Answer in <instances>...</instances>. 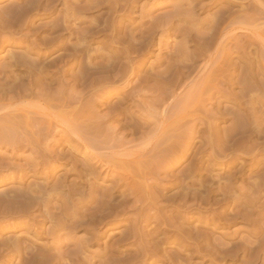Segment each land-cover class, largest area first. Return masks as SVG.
<instances>
[{
	"label": "rangeland",
	"instance_id": "obj_1",
	"mask_svg": "<svg viewBox=\"0 0 264 264\" xmlns=\"http://www.w3.org/2000/svg\"><path fill=\"white\" fill-rule=\"evenodd\" d=\"M23 1L24 0H0V11L2 10V8L3 9L8 7L17 8L18 5L20 6ZM49 1H50L49 3L50 6L48 4ZM64 5L67 6V8ZM43 7L44 8L46 7L47 9L46 8L44 9ZM51 7L53 10L51 9ZM124 7L126 10H124ZM179 7H181V9ZM226 7L229 9H227ZM79 9L83 14L79 13L80 12ZM39 10L40 12H37ZM39 10L33 12V14H31L28 20L26 19L24 24L21 25L22 27L19 24L18 26L14 25V23L11 24L12 25L11 27L10 24L7 23V28H9V31L0 32V70L3 71L5 65H7L8 62L10 63L9 60H11L12 55L19 56L29 51L28 53H31V56L29 54L30 57L29 60L31 61L33 60L34 62H36V64L38 62V65L39 66L41 65L40 67L44 69L45 67H47L45 71L47 70L48 73L50 72V74L52 75L51 76L49 74L51 77L49 76L48 78H46L47 80L46 79L44 80L46 81V83H44V81L42 82L45 85L47 84L46 87L47 86L48 87L45 88L44 86L43 88L47 89L48 92L42 88L43 84L41 83L42 85L41 86L39 85V87L37 88L38 90L36 89V93H41L42 89L45 91V92L43 91V93L47 92L46 94L41 96L42 100L44 101V97H46L47 98V100H45L46 102H48V99L51 101L48 102L47 106H45L46 104L45 101L44 103L42 100L41 101L44 104V108L49 107L50 102H51L50 107H53V109L51 108L50 110H49L50 107L48 108V110H43L42 109L43 105L39 101L40 99L38 98L36 99L35 97H27L26 98L27 100L23 99L21 102L18 101L17 97L16 98L14 97L13 99L15 100L12 99L11 101L12 103L14 101L16 102L10 104L9 98L4 97L6 95V91L10 89L7 87L0 88L1 91L0 99L2 97V99L0 100V195H1L0 200L2 201V203L0 201L1 204L0 249L2 250L0 251L4 252V250L7 249V247H5L6 245H11L12 241L15 242L16 239H21V246L23 245V247L27 249V252H35L36 250H38L37 251L38 253L42 252V253H46V255L57 257L59 258V260H61V262H64L63 259H65V261L70 259V257L74 259L72 256L76 255L77 259L80 261L77 262H79L80 264L81 261L83 264H107V263L109 264H244V263L247 264V263H251L250 259L248 258H246L245 261L248 259L249 262L248 261L243 262L242 258L236 260V258L231 259L230 257L226 258V260H222L223 258L221 256H218V259L215 260L216 257H211L208 252L211 251L212 253H214L213 255H215L218 249L220 250L219 252H222L221 250L223 249H224L223 251L225 250L236 251L237 247L240 248V246L247 247L249 250L250 249L257 250V248L259 249V243L257 242L256 244L255 236H251L252 234L251 230L253 231V228L250 226V223H247L246 221L243 222L242 219H237L235 217V214H237L238 210L242 209V207H240L242 203L244 204L248 200L251 201L255 199V201L257 202L254 203V206L248 208L249 210H247V212H250L251 210L253 211V213L251 211L249 214L253 215V217L251 216L252 217L251 219L253 221L258 222L257 229L261 228V230L259 229L260 231L258 232L263 231L262 233L259 234L260 240L264 239V225H263L264 224V193H262L263 195L262 194L258 195L257 193L256 196L251 195V194L254 195L253 192L250 193V190H253V188L255 187L254 185L258 183L257 180L258 177L256 173L258 174V172L262 171L264 167H260V166L258 167L257 165H254L255 161L252 158V154L247 155L245 153H240L238 154V156L235 155L236 158L234 156H233L234 158L231 157V159H234V162L233 164L229 165V163H231L229 161L230 159H226L222 154L220 155L221 148H219L217 144H215L217 147L216 146L214 147L212 145L211 142L212 137L209 136L210 134L209 135L207 134L208 132H206L207 131L206 127H203L202 124L199 123H197L198 125L196 129L197 132H195L196 131L195 130L193 131L194 133L191 130H189L192 128V125H190L191 123L186 124V128L188 127L187 129L180 128L178 131H181L179 133H182L183 135L180 134L181 137L179 138L180 139V141H178L179 143L174 142L178 140L177 136L179 135L177 133L178 131H174L176 132L175 135L172 134L173 131H171V129H173L174 127L170 128L172 125L171 122L175 118L173 117V119L171 118L172 119L171 120L168 119L167 116H169L170 113L172 114L173 111L175 112L176 110L175 108L177 104L183 101L187 90H185L186 88L184 83H182L183 85L181 84V86L183 87L180 86L178 88L176 87L170 88L169 86L170 81H167L169 79L167 78L163 80L161 79V82L158 84V82L156 83L155 78L158 77L157 76L158 73H162V71L164 72L166 70L167 62L169 61L168 59L170 58V56L175 55V53L177 55L178 52L176 50L178 48L175 47L174 45L179 44L178 42H181L182 38L179 36L176 37L177 33L174 34L173 31L172 33L166 34L165 32L160 31V29H158L157 30L158 32L155 33L156 35L154 34L155 36H153V41L151 43L152 50L150 49L148 52L145 53V55L143 54V56L138 54H133L130 56L129 59L125 57L126 55L123 56L122 53L120 52L121 50L125 51L127 45L124 47L122 46L119 47V45L116 44L118 38L114 39L116 41L115 42L110 37L111 34L110 30L106 32V33L109 32L108 34H103V35L101 34V36L99 35L100 37L96 36L91 38V36L88 35L87 41L85 40L86 43L80 42L81 43L80 46H83L82 52L84 51L86 52H84L85 54L81 52V54H83L81 56L82 58L79 56L78 61H76L78 62L76 63V65H80V63L83 62L81 64L82 66L85 67L88 61L84 58H86V56H88L89 53L91 54L92 57V61H93L92 63L99 65L102 64L104 66H107L109 64L111 65L114 62V60H116V58L114 57L119 55V59H120L119 62H121L122 60L121 65H129L127 63L129 61L131 62L129 66H132L136 70L135 72L136 74H134L133 76L127 79L119 78L115 81H111V83L107 82V83L92 85L93 87L90 85V83L89 85H82V87H80L81 85L76 86L75 84H73L74 80L72 79L70 70H67V67L66 68L64 67V69H62L63 63H61L59 60L57 61V63H53L50 65V63L56 61V59L59 58L60 54H62L61 53L62 51L63 53L65 51L63 49L62 51L61 50L58 51L55 50V48L54 49L52 48V50H50L49 46L45 47L46 45L44 44L42 46L41 43L43 37L49 36L48 38H50L53 35V34L51 35L48 32L46 34L45 31L46 27L50 26V28H52L53 25L55 26L57 24V26H59V28L61 26L63 30L66 29L64 28L65 26L66 27L69 26L68 28L70 29V31L69 30L59 31L67 35L65 39V45L67 46L71 45L70 47H74L77 44L79 46L80 43L75 38L76 37L74 36L75 33L76 34L82 33L84 29L87 30L90 28L95 29V31L103 30L105 23L106 22L109 23L110 21V25L113 23L116 24L115 26L119 27V29L121 28L120 31L122 30L121 31L122 37L124 35L126 37L127 35H129L127 38L130 39L133 37L134 39L132 38L133 39L132 42L138 45V43L141 42L140 34L144 32L145 29H148L149 26L151 27L152 24L155 23H156L155 25L157 26V23L160 24L159 21L162 20L166 21V19L173 18V15H174L173 20L176 22H174L171 19L170 20L171 25L177 23V25L179 26L184 25L183 27L187 28L188 30L200 29L201 31H205L209 28L208 25L210 23L209 21L213 22V20H216V18L222 17V15H224L225 18L223 19L229 21L231 20L232 22L228 23L225 26L226 29L224 31V35L221 41L219 42L220 44L217 45V46L220 45L223 46H220V48L217 47L218 50L216 54L213 56L214 62L212 61V65L215 64L217 65L220 62L221 58L219 60L218 56L224 57L225 55L224 58H226V56H228V58L232 57L230 60L232 65L234 63L238 64L239 57L242 56L244 57V59L246 58L244 60L245 62L253 61L255 63L256 62L259 63V65L257 66L255 65L254 75L256 74L258 76L262 75L259 76L260 78L258 77V79L259 82L263 81V83L260 82L262 83V87L258 85L257 87L255 85V89L252 92L243 93L246 95L243 96V94H241L243 89L242 82L237 81L238 79L232 81L230 79L228 80L225 79V83L228 82L229 83L228 84L220 83L219 86L220 85L222 86V87L220 86V92L223 91L221 92L222 94L224 93L227 94L224 95L226 97L227 96L230 97V98L227 97L229 101L225 102L223 98H219V100L214 99L212 102H207V101L206 103L203 102L204 104H206L204 106L206 108L203 107L202 113L205 114L204 111L207 110L206 115L208 114V116H211L210 117L211 125L215 126V128L214 127L213 128L219 131L222 130L220 132L223 133L225 129L227 130L228 127L230 128V126H232V121L233 118H235L234 117L235 113L236 114L245 113V110L243 111L240 110L238 104H236V102L237 103L243 102L245 104V107L243 109L249 111L247 113H249L250 115L248 123L253 126L255 125V123L258 124V126H261L262 130L264 131V63L262 62V59H264V49H263L264 46L261 45L263 42L262 39L264 40V38H261L259 36L260 34L264 35V32H262L264 31V13H263L264 0H117V1L116 0H67V1L43 0V4ZM227 10H229L231 14L227 13L229 12ZM113 15H115V17ZM105 19L107 21H105ZM111 20H113L114 22L112 21L111 23ZM177 20L179 21L177 22ZM9 21L12 20H8V22ZM59 21L63 22L64 25ZM99 21L102 23H100ZM4 27L6 28L5 21L4 22L0 21V29ZM71 27L73 28L71 29ZM10 29L13 30L11 31ZM71 32H73L74 34L73 36H70ZM161 32L163 35L161 34ZM10 33L14 35L16 34L15 37H13L14 39L12 38V36H10L11 35ZM58 35L54 34L53 38L54 36H58ZM106 35H108L107 36L108 38L105 37ZM7 36L10 39H8ZM159 37L160 38L162 37L161 39L163 41L160 40ZM159 40L162 42V44L161 42H159ZM82 43L85 44L83 45ZM37 47H39V49ZM35 48L37 49L35 50ZM222 50L224 51L223 55H222L223 53ZM119 53H121V55ZM260 57H261V61H260ZM5 60L6 62H4ZM57 65H59L60 67L58 66V68H56ZM203 66H205L204 60L198 63V70L199 68L200 69L203 68ZM86 67H88V64ZM6 68L3 72L6 71ZM65 69L66 72L64 71ZM75 69H73V71L71 70L73 75L74 73L78 74L77 72L78 67ZM9 71L11 72V73L7 72L9 75L6 72L2 73L0 71V77L2 76V74H5L3 75L5 77L3 76L1 77L2 80L0 79V84L2 83L4 84L5 81L3 79L6 78L7 76H10V74L11 77L12 74L15 75V77L14 76L12 77L11 81L13 80V78H16V80L19 79L17 80L18 82L22 81L25 84L28 83L27 79H26L27 81L24 80L26 77L24 72H20L18 70H17L18 72L16 71L12 72L13 70H9ZM139 77L141 78L139 79ZM7 78L5 80H7ZM153 79L155 83H153L154 82L152 81ZM51 85L52 87H50ZM149 85L150 87H148ZM152 85H156V86H152ZM83 86L84 87L89 86L90 88L88 87L84 88ZM165 87L166 89L168 88V90H166ZM57 88H60L58 90L61 89L62 90L56 92ZM102 89H104L105 93H107L105 94V96H104V91ZM109 90H111V92ZM158 90L161 93L160 92L158 93ZM2 92L3 93L5 92V95ZM49 93L50 95L53 94L51 95L53 98H50L51 96H49ZM170 93L171 95L172 94H176V95H174V97H171ZM177 95L179 96L178 98ZM233 95L235 96V98ZM239 97L240 98L242 97L241 98L242 100ZM52 101H54V103ZM233 101H235V103ZM58 102L59 104L60 102H64V103L66 102L67 104L71 103L68 106L70 107L72 105L70 107L71 109L70 108H69L70 110L65 109V111L67 112L72 111L74 112L75 118L76 117L81 118V119L79 118V121L78 119L74 121L77 125L74 127V130H72L74 125H72L71 129L67 127L68 125L71 126L70 124L71 122L70 123L67 122L66 123L67 126L65 125V123H63L64 121H62L60 116L62 115L64 109H62V107L59 108L57 104ZM108 103L110 104V106ZM52 104L57 105L58 107L54 108V105L52 106ZM39 105H42V107L40 108ZM106 105L108 108L106 107ZM112 108H114L116 111L119 109L117 111L118 113ZM165 108L169 110V112L168 114H166L165 118L162 116H160L161 117L160 118L159 115L162 114V111ZM119 112L120 115L121 113H123L122 114L123 117L122 116L119 117L118 115ZM230 112H232V115L230 114ZM225 113H226V117L224 116ZM17 114H19L20 116ZM76 114H78V116ZM13 115L14 117L17 116L16 123L18 121L19 123V124L17 123L18 125H16ZM22 116L26 117V119L27 117L31 119L32 123L28 119L29 122L28 123L26 122L27 123L26 125L24 121L27 120L22 118ZM125 116L126 118H124ZM218 116L223 117L221 118L222 119L221 121L220 118H218ZM19 117H21L20 119L21 121L23 120L24 121L21 122L19 120ZM224 117L225 119L227 118V120H225ZM11 118H13V120ZM10 119L12 121H9ZM163 119L165 120L168 119L169 121L166 120L165 123ZM223 119L225 120V122ZM167 121L170 124L168 126H167ZM128 122H130L131 124L140 123L139 125H143L142 131H138L137 133L135 132L136 133L135 134L134 132L130 131L127 128L123 129L124 124H127ZM75 123L72 122V124ZM80 124L82 125V127ZM256 126L257 125H255L254 127ZM64 127H66L65 130ZM76 127H78L77 129L79 130H75ZM164 127L167 128L168 130L167 129L164 130ZM180 127H182V123ZM201 128L202 129L204 128V130H201ZM169 131L171 132V134H169ZM198 131H205L204 133H206L205 134L206 136L204 134L199 135ZM176 134L178 135L176 136ZM166 136L167 137L171 136V137L167 138ZM199 136H201L200 139ZM221 136L223 135L221 134ZM172 137H175L174 139L176 138L177 139L174 140L172 139ZM208 137L210 139V143L208 141ZM192 138H193V143H191ZM171 139L174 141H172ZM188 139H190L189 141L191 142H189ZM255 140L257 142L255 143L260 145L259 147L261 148H257L256 150L257 152L255 151L253 154L257 156L259 155L258 156V160H259L262 159V155H264V152L262 154L258 152L259 149H261V151L264 150V148L262 147L264 146V133L259 135L258 138ZM164 141L167 142L169 141V142L166 143ZM86 144H88L87 146H89L90 144L91 147L89 146V149L93 148L94 149L93 152L92 151L89 152L88 149H84L85 147H87ZM169 145L171 147H169ZM176 145L177 147H175ZM180 146H182L183 148L186 146L187 148L186 149L184 148L185 150L189 149L190 148L189 146H192L191 147L192 149L190 148L188 155H186L187 151L184 152V155H186L187 158H185V156L183 155L184 149L182 147L180 148ZM168 147H169V152L167 149ZM165 149L167 151H165ZM199 149H201V151ZM215 149L218 151H216ZM162 151L165 153H163ZM216 152L219 155V157L216 154ZM159 153L160 154L163 153L164 156L159 155L158 157ZM228 153L229 152H226V154ZM210 155L212 156L211 158L209 157ZM99 156L100 158L102 157L103 158L100 160ZM170 156H174V158L176 157L175 159L177 161ZM113 159L117 161H122L127 164L129 163L128 164L129 167L133 166L132 170L134 171L137 170L138 167H140L141 165H144L146 170L144 166H142L144 169L143 175H141L142 172L141 174L138 173L139 169L140 171H142L141 167L138 169V171H135L141 176L140 178H138L137 175L135 174L136 177H134V179L136 178V180L135 181L134 179L132 180V182L134 181L135 183L134 182L130 183L132 184L130 186L125 184L124 180H120V178H118L116 174V170L114 168L113 169L115 171L114 170L112 171L111 169H108L105 165L102 164V162L104 161L106 162L107 160V162H109L110 165L113 164L112 166L117 169V167L115 166L116 161H114ZM170 159L174 161L166 162L169 161ZM179 159L181 160L178 161ZM217 159H219V161ZM133 161H137V163L135 164ZM199 161H201L200 164ZM138 162H142V163L139 164ZM144 162L146 164H144ZM87 166L89 167L87 168L88 170L85 169ZM162 166L164 167V169L162 168ZM165 169L167 170V173H165L166 172ZM117 173L123 175L122 172H117ZM225 182L226 184L231 183L232 184L231 186L234 185V189L232 188L233 189L232 191H230V189L223 190L225 188L224 186L226 185ZM250 186H252L253 188ZM244 188L245 190H243ZM110 190L112 191L109 192ZM211 191L213 193H211ZM228 191H230V193ZM108 192L110 196L108 195ZM187 193L189 194V197ZM224 193L226 194L225 195L226 197L228 196L227 198L224 197ZM227 193L230 195H228ZM18 194H25V196L27 195L26 197H28V194H30L29 196L33 198L34 201L37 198L35 202L37 203V201L39 200L38 201V203L40 202L39 207L35 206V202L32 199L29 200L30 197L29 199L24 198L25 199L24 200L23 198L20 199V195ZM125 194H127L128 196ZM16 195L19 196L17 197L20 200L17 199ZM107 195L108 197H106ZM111 195H113V197ZM248 195H250L249 199H247ZM32 196H36V198ZM12 197L13 198L16 197V198L13 199ZM21 197H23V195ZM229 197H232L233 199H230ZM234 197L237 200L234 199ZM256 197L258 199H256ZM16 199L17 201H19V203H24L28 207L24 205L25 206L24 208L23 204H19L17 201H15ZM105 199L107 202L111 201V203L109 202L108 204L111 206L108 207L106 206L109 209L102 206V210L104 207L103 211L105 215L104 213L103 214L101 213L102 214L101 216L100 215L101 208L96 206H98L97 203H99L100 205L102 203L103 205L106 201L105 202L102 201H104ZM135 199L138 201H136ZM245 199H247V201H245ZM243 200L244 202H242ZM259 200L262 201L260 202ZM27 201H29L30 204L31 201H33L32 203L34 204V206L33 204L30 205L29 202ZM42 201L44 203L43 205L41 204ZM229 201H231L232 203ZM9 202H11L12 207L11 204H9ZM236 203L237 204L239 203V208ZM8 205H10L11 208L10 207L8 208ZM20 205H22V207ZM4 206L7 209H5ZM31 206L33 208H30ZM40 206L42 207L41 208L42 211L39 210L40 211L39 212L38 209L40 208ZM46 206L48 208V209L46 208V211L48 210L50 214L52 213L53 214L52 216H54V214L57 216L62 214L61 217L63 219L60 216H59L60 219L56 216L57 219L59 221L61 220L62 223L66 221L65 222L66 224L64 223L65 226H69L66 228L67 229L72 228L71 229L72 231L67 230L65 232H61V234H59L60 236L59 238L56 235L55 236L51 235L50 231H52L55 221L50 217V215L49 216L46 215V217L48 216L47 217L48 219L45 218V220L42 219L43 217L42 218L38 217L39 215L41 216L42 214H44ZM19 207L21 208L19 209ZM93 207L94 208L96 207L98 209L100 208L98 213L99 218L97 216H94L96 215V212H98L96 211L98 209L95 208L94 210ZM111 207L114 208L112 209ZM64 209L67 210L68 213L64 214L63 212H66ZM1 210L2 212L5 213L7 217L4 215V213L1 212ZM22 210H24L23 213L25 211L29 212L30 216L29 213L26 214L25 212L26 217H24L25 214L19 212V211L22 212ZM123 210L126 212H123ZM233 210H235L236 213L235 211L233 212ZM9 212H11L12 214H10ZM16 212H19L20 215ZM223 212L225 213L223 214ZM247 212L245 211L243 213L246 214ZM38 213H42V214H38ZM111 213L113 214L111 215ZM230 213L231 214L233 213L234 215L232 214L233 215L232 216ZM66 214L69 217H67ZM214 214L216 217L213 216ZM14 215H16L17 217ZM89 215H93V216L90 217ZM222 215L223 217H221ZM75 216H78L77 217L78 220L79 219L81 221L84 220L85 222L86 221L92 222L94 220L96 221L93 222L92 225L83 224L84 226L83 225H82L83 227L79 226L80 228L78 226L73 227L72 225L74 220H72L71 218L74 217L73 219L76 220L77 218ZM86 216L87 218H83ZM100 216L102 218H100ZM106 216L108 220H106L107 219L105 218ZM219 216L223 220V222L222 220H217L220 219ZM29 217H31L32 221ZM35 217L37 218V223L34 220ZM49 218H51L52 220ZM91 218L94 219L91 220ZM223 218H227V220L225 221V219ZM42 220L44 222V225L42 227H39L38 223L39 221L42 222ZM101 220H103V222ZM24 222L27 224V227L20 228L19 226L25 224ZM255 222H254V226H256ZM87 226L88 227L92 226V227L87 228ZM29 228L31 230H29ZM35 229L36 231L39 230L37 231L39 233L37 236L38 238L34 237ZM129 234H131L133 237L135 235V237L132 238V236ZM183 235L186 237H184ZM186 238L189 241H187ZM175 239L177 240L175 241ZM9 240L11 244L8 242ZM124 240L126 241V243ZM206 241L207 243H209L210 241V243L207 244ZM198 242L199 244L202 243L201 244L202 246L200 245L202 247V251L198 250L196 247ZM3 243L5 244V246H3L4 245ZM250 243H252L253 246H251ZM189 244L192 245L194 244V245L191 248L188 246ZM247 244H249L250 246H248ZM203 245H205L206 247L205 246L203 247ZM212 246L215 248H213ZM220 246L221 248H219ZM9 251H6V253H9ZM6 253L4 255H6ZM68 253L72 255L70 256V254ZM144 253L147 254L145 255ZM2 260H0V264H8L6 262L4 263V260L2 262ZM262 262H263L262 260H259L256 261V263L254 262L253 263L262 264ZM18 263L19 260L16 259L15 261L10 262L9 264H18Z\"/></svg>",
	"mask_w": 264,
	"mask_h": 264
},
{
	"label": "bare ground",
	"instance_id": "obj_2",
	"mask_svg": "<svg viewBox=\"0 0 264 264\" xmlns=\"http://www.w3.org/2000/svg\"><path fill=\"white\" fill-rule=\"evenodd\" d=\"M59 1V0H58ZM67 1V0H66ZM117 1V0H116ZM102 2V1H101ZM128 2V1H127ZM50 3V1L48 2V4ZM111 3V2H110ZM239 3V2H238ZM42 4H43V0H24L23 2H22V4L19 6L18 5V7L16 8H12V7H8V8H2V10L0 11V21H5V26H6V28L4 27V28H1L0 29V32L1 31H9V28H7V23H9L10 24V26L12 27V25L11 24H13L14 23V25H17L18 26V24L21 26L22 24H24V22H25V20L27 19L28 20V18L31 16V14H33V12H36V10H39L40 9V7L42 6ZM61 4V3H60ZM68 4V3H67ZM103 4V3H102ZM121 4V3H120ZM70 5V4H69ZM105 5V4H104ZM108 5H109V3H108ZM111 5V4H110ZM125 5V4H124ZM169 5V4H168ZM172 5V4H171ZM46 6H48V5H46ZM49 6H50V4H49ZM65 6V5H64ZM87 6V5H86ZM112 6V5H111ZM145 6V5H144ZM177 6H179V5H177ZM66 8H67V6H65ZM89 7V6H88ZM99 7V6H98ZM184 7V6H183ZM225 7V6H224ZM44 8V7H43ZM42 8V9H43ZM46 8V7H45ZM44 8V9H45ZM65 8V9H66ZM95 8H97V7H95ZM101 8V7H100ZM99 8V9H100ZM105 8V7H104ZM143 8V7H142ZM147 8V7H146ZM176 8V7H175ZM180 9H181V7H179ZM227 8V7H226ZM47 9V8H46ZM51 9H52V7H51ZM73 9V8H72ZM75 9V8H74ZM78 9V8H77ZM80 9H82V8H80ZM79 9V10H80ZM86 9H88V8H86ZM131 9V8H130ZM179 9V10H180ZM227 9H229V8H227ZM53 10V9H52ZM94 10H96V9H94ZM93 10V11H94ZM124 10H126L125 9V7H124ZM179 10H178V12H179ZM46 11V10H45ZM98 11V10H97ZM175 11V10H174ZM181 11V10H180ZM186 11H188V10H186ZM227 11H229V10H227ZM37 12H40V10L39 11H37ZM67 12H68V10H67ZM69 12H71V11H69ZM72 12H74V11H72ZM79 12V11H78ZM83 12H84V10H83ZM114 12V11H113ZM150 12V11H149ZM80 14H83V13H81V10H80V12H79ZM79 13H77V14H79ZM172 13V12H171ZM188 13V12H187ZM189 13H190V11H189ZM227 13H230V11L229 12H227ZM264 13V12H263ZM35 14V13H34ZM66 14V13H65ZM166 14V13H165ZM184 14V13H183ZM222 14V13H221ZM231 14V13H230ZM70 15H72V14H70ZM217 15V14H216ZM220 15V14H219ZM83 16V15H82ZM114 17H115V15H113ZM168 16V15H167ZM187 16V15H186ZM192 16V15H191ZM230 16H232V15H230ZM234 16V15H233ZM68 17H69V15H68ZM74 17V16H73ZM170 17V16H169ZM168 17V18H169ZM172 17V16H171ZM242 17V16H241ZM108 18V17H107ZM149 18V17H148ZM147 18V19H148ZM173 18H174V15H173ZM173 18H171L172 20H173ZM185 18V17H184ZM223 18H225V16L224 15H222V17H218V18H216V20H213V22L212 21H209L210 23L208 24L209 25V28L207 29V30H205V31H201L200 29L199 30H191L190 28V30H188L187 28H184L183 26H179V25H177V23L175 24H170V20L171 19H166V21L165 20H162V19H160V20H162V21H159V23L160 24H158L157 23V26L155 25V24H152V26L149 28L148 27V29H145V31L144 32H142L141 34H140V38H141V42H139L138 43V45H136L134 42H132V40L134 39L133 37V39L132 38H130V39H128L127 37L129 36V35H127V37L124 35L123 37L121 36V31H120V29H119V27H116L115 25L116 24H113L112 23V21L113 20H111V25H110V19H112V18H110L108 21H109V23L108 22H104L105 23V26H104V29L103 30H98V31H95V29H87V30H83L82 31V33H75V35L73 34V32H71V35L70 36H76L75 38L77 39V41L80 43V42H85L86 43V41H87V38H88V35H90L91 36V38L92 37H96V36H101V34L103 35V34H108V33H106L107 31H111L110 33V37L114 40V39H116V38H118V41H117V43L116 44H118L119 45V47L120 46H122V47H124V46H126L127 45V48H125V51H122L121 49V53H122V55L123 56H125V57H127V58H129L130 59V56L131 55H133V54H138V55H142L143 56V54L145 55V53L146 52H148L150 49H151V43H152V41H153V36H155L156 34L155 33H157L158 31V29H160V31H163V32H165L166 34H168V33H172V31L174 32V34H176L177 36L176 37H181L182 38V40H181V42H178L179 44H177V45H174L175 47H177L178 49L176 50L178 53H177V55H176V53H175V55H171L170 56V58L168 59L169 61L167 62V66H166V70L163 72L162 70V73H158V77H156L155 78V81H156V83L158 82V84L161 82V79L163 80V79H165V78H167V79H169V80H167V81H170L169 83V86H170V88H173V87H176V88H178V87H180L181 86V84L182 83H184V85H185V90H187V92L185 93V97H184V99H183V101H181L180 103H178L177 104V106H176V110H175V112L173 113L172 112V114L170 113L169 114V116H167L168 117V119H173V117L175 118V119H171L172 120V125H171V127L170 128H172V127H174L173 129H171V131H173L172 132V134H174L175 135V133L176 132H174V131H178L180 128H186V124H189V123H191L190 125H192V128H191V126H190V128L191 129H189V130H191L192 132L193 131H195L196 129H197V127H198V125H197V123H199V124H202V126L203 127H206V132H208L207 134L209 135V136H211L210 138L212 139L211 140V142H212V145L215 147L216 145L215 144H217L218 145V147L219 148H221V150H220V155L222 154L226 159H230L229 161L231 162V163H229V165H231V164H233V162H234V159H231V157H235V155H237L238 156V154H240V153H245V154H252V158H253V160L255 161V164L254 165H257L258 167L260 166V167H264V155H262V159H259L258 160V156L257 155H255V154H253L256 150H257V148H261V147H259L260 145H258V144H256L257 142H256V140L255 139H257L258 138V136L259 135H261V134H263L264 133V131L262 130V127L261 126H258V124H256L255 123V125H257L256 127H254L253 125H251V124H249L248 122V120H249V118H250V115H249V113H247V112H249V111H247L246 109H243L244 107H245V104L243 103V102H236V104H238V106H239V108H240V110H245V113L244 114H236L235 113V118H233V121H232V126H230V128L228 127V129L226 130L225 129V133L223 132V133H221L220 131H222V130H215L214 128H215V126L213 125H211V122H210V120H211V116H208V114L206 115V111H204L205 112V114L204 113H202L203 112V107L206 105V104H204V103H206V101L207 102H212L214 99H217V100H219V98H223V100H225V102L226 101H229L228 100V98H230V97H226L225 95H227V94H222L221 92H223V91H221L220 92V86H219V84L220 83H223V84H228V83H225V79L226 80H228V79H230L231 81L232 80H235V79H238L237 81H239V82H242L243 83V85H242V87H243V89H242V93L241 94H243V93H248V92H252L254 89H255V85L257 86H260V87H262V83H263V81H260V82H262V83H260L259 82V79H258V77L259 76H262V75H254L255 73H254V69H255V65L257 66V65H259V63H255V62H253V61H250V58H249V61L250 62H245L244 60L246 59H244V57H239V63L238 64H231V58H228V56H226V58H224L225 57V55H224V57L222 56V57H220V56H218L219 57V60H220V58H221V60H220V62L216 65H212V61H213V56L216 54V52H217V50H218V48H220V46H223V45H220V46H217L218 44H220L219 42L221 41V39H222V37H223V35H224V31H225V26L228 24V23H231L232 21L230 20H226V19H223ZM79 19V18H78ZM101 19V18H100ZM143 19H145V18H143ZM157 19H158V17H157ZM157 19H156V21H157ZM181 19V18H180ZM183 19V18H182ZM186 19V18H185ZM184 19V20H185ZM8 20H12V21H9L8 22ZM65 20V19H64ZM76 20H77V18H76ZM118 20V19H117ZM80 21V20H79ZM78 21V22H79ZM90 21V20H89ZM105 21H107L106 19H105ZM116 21V20H115ZM174 21V20H173ZM179 20H177V22H178ZM10 22H12V23H10ZM59 22H61V21H59ZM100 22V21H99ZM98 22V23H99ZM114 22V21H113ZM121 22V21H120ZM147 22V21H146ZM174 22H176V21H174ZM185 22V21H184ZM234 22V21H233ZM61 23H63V22H61ZM72 23V22H71ZM75 23V22H74ZM100 23H102V22H100ZM172 23V22H171ZM183 23V22H182ZM4 24V23H3ZM25 24H27V23H25ZM67 24V23H66ZM76 24V23H75ZM121 24V23H120ZM181 24V23H180ZM191 24V23H190ZM234 24V23H233ZM237 24V23H236ZM244 24V23H243ZM58 25H59V23H58ZM63 25H64V23H63ZM118 25V24H117ZM122 25V24H121ZM161 25V26H160ZM163 25V26H162ZM175 25H177V26H175ZM198 25V24H197ZM239 25H240V23H239ZM261 25V24H260ZM4 26V25H3ZM9 26V25H8ZM9 26V27H10ZM24 26V25H23ZM141 26H143V25H141ZM187 26V25H186ZM189 26V25H188ZM15 27V26H14ZM22 27V26H21ZM21 27H19V28H21ZM26 27V26H25ZM69 27V26H68ZM68 27H64V28H66V29H62L61 28V26H60V28H59V26H57V24L54 26H52V28H50V26H48V27H46V34H47V32L48 33H50L51 35L53 34H59L58 36H54V38H53V35L50 37V38H48V37H43L42 38V43H41V45L43 46V44L44 45H46L45 47H47V46H49V48H50V50H52V48L54 49L55 48V50H58V51H62V49L65 51L64 53H63V51L61 52L62 54H60V56H59V58L58 59H56V61H53L52 63H50V65L51 64H53V63H57V61L59 60L61 63H63L62 64V66H63V68L62 69H64V67L66 68L67 67V70H70V74H71V76H72V79L74 80V82H73V84H75L76 86L78 85V86H80V87H82V85H89V83H90V85L92 86V85H97V84H101V83H107V82H110L111 83V81H115V80H117V79H119V78H121V79H123V78H129V77H131V76H133L134 74H136L135 72H136V70L132 67V66H129L130 65V63L131 62H127L129 65H121V62H122V60H121V62H119L120 61V59H119V55H117L116 57H114V58H116V60H114V62L109 66V65H107V66H104V65H102V64H94V63H92L93 61H92V57H91V54L89 53V55L88 56H86V55H84V56H86V58H84V59H86L87 61H88V67H86L87 66V64L85 65V67L84 66H82V64L81 63H83V62H81L80 63V65H76V63H78V62H76V61H78V58H79V56L81 57L83 54H85L84 52H86V51H84V49H83V51L84 52H82V47L83 46H80L81 45V43L79 44V46L76 44V46H74V47H70V46H67V45H65V39H66V37H67V35H65V34H63V32H59V31H70V29L68 28ZM96 27V26H95ZM94 27V28H95ZM162 27V28H161ZM168 29H167V28ZM170 27V28H169ZM182 27V28H181ZM190 27V26H189ZM195 27V26H194ZM198 27V26H197ZM201 27V26H200ZM261 27V26H260ZM47 28H49V29H47ZM73 27H71V29H72ZM87 28V27H86ZM164 28V29H163ZM165 28H166V30H165ZM203 28H204V26H203ZM6 29H8V30H6ZM45 29V28H44ZM44 29H42V30H44ZM78 29V28H77ZM97 29V28H96ZM162 29V30H161ZM11 30V29H10ZM13 30V29H12ZM11 30V31H12ZM18 30V29H17ZM23 30V29H22ZM29 30V29H28ZM143 30V29H142ZM165 30V31H164ZM24 31V30H23ZM45 31H43V32H45ZM159 31V32H160ZM235 31V30H234ZM36 32V31H35ZM38 32V31H37ZM42 32V33H43ZM59 32V33H58ZM77 32V31H76ZM126 32V31H125ZM130 32V31H129ZM140 32V31H139ZM262 32H264V31H262ZM18 33V32H17ZM231 33V32H230ZM254 33V32H253ZM11 35L10 36H12V38L13 37H15V35L14 34H12V33H10ZM21 34V33H20ZM63 34V35H62ZM155 34V35H154ZM160 34V33H159ZM158 34V35H159ZM161 34H162V32H161ZM9 35V34H8ZM25 35H26V33H25ZM32 35V34H31ZM163 35V34H162ZM229 35V34H228ZM99 36V37H100ZM108 35H106L105 37L106 38H108L107 37ZM121 36V37H120ZM261 38H264V35L263 34H260L259 35ZM5 37V36H4ZM135 37V36H134ZM7 38H8V36H7ZM24 38V37H23ZM29 38V37H28ZM27 38V39H28ZM160 38V37H159ZM162 38V37H161ZM160 38V40H162ZM234 38V37H233ZM8 39H10V38H8ZM14 39V38H13ZM25 39V38H24ZM23 39V40H24ZM31 39V38H30ZM136 39V38H135ZM157 39V38H156ZM1 40H2V38H1ZM4 40V39H3ZM17 40V39H16ZM29 40V39H28ZM86 40V41H85ZM159 40V42H161ZM12 41V40H11ZM107 41V40H106ZM115 41V40H114ZM134 41H136V40H134ZM163 41V40H162ZM258 41H259V39H258ZM262 44L261 45H263L264 46V40L262 39ZM23 42H25V41H23ZM108 42V41H107ZM116 42V41H115ZM261 42V41H260ZM19 43H20V40H19ZM31 43V42H30ZM85 43H82L83 45L85 44ZM111 43H112V41H111ZM110 43V44H111ZM226 43V42H225ZM4 44V43H3ZM16 44V43H15ZM160 44V43H159ZM161 44H162V42H161ZM160 44V45H161ZM254 44H255V42H254ZM23 45V44H22ZM74 45V44H73ZM164 45V44H163ZM162 46V45H161ZM160 46V47H161ZM262 46V47H263ZM5 47V46H4ZM26 47V46H25ZM41 47V46H40ZM153 47V46H152ZM218 47V48H217ZM38 49H39V47H37ZM37 48H35V50L37 49ZM85 48V47H84ZM27 49H28V47H27ZM42 49V48H41ZM86 49V48H85ZM190 49H191V51H190ZM214 49H215V51H214ZM223 49V48H222ZM258 49V48H257ZM263 49H264V47H263ZM31 50V49H30ZM47 50H48V48H47ZM90 50V49H89ZM124 50V49H123ZM152 50V49H151ZM40 51V50H39ZM175 51V50H174ZM223 51V50H222ZM221 51V52H222ZM239 51H241V50H239ZM29 52V51H28ZM26 53L25 52V54H22V55H19V56H17V55H12L11 56V60H9L10 61V63L8 62V64L7 63H5V64H7V65H5V67H4V70H5V68H6V66H7V68H6V73L8 72H10L9 70H13L12 72H14V71H16V72H18V71H20V72H24L25 73V79L24 80H28V83H23L22 81H20V82H18L17 80H19V79H17L16 80V78H13V80L11 81V79H12V77L14 76L15 77V75H13L12 74V77H11V74H10V76H7L6 78H7V80H5L6 78H4L3 80L5 81V83L3 84H0V88H9L10 90H8V91H6V95H5V92L3 93L4 95V97H6V98H9V102H10V104L12 103V99L15 97H17L18 98V101H22L23 99H26L27 97H35L36 99L38 98V99H40L39 101L42 103V97L41 96H43L44 94H46L48 91H47V89H45V88H47L46 87V85L44 84V83H46V81H44L46 78H48L51 74H50V72L48 73V71L46 70L45 71V69L47 68V67H45V69L44 68H42V67H40L39 65H38V62H37V64H36V62H34L33 60L31 61V60H29L30 59V57H29V54H30V56H31V53ZM32 52H33V50H32ZM51 52V51H50ZM81 52L83 53V54H81ZM87 52H88V50H87ZM90 52V51H89ZM38 53V52H37ZM121 53H119L120 55H121ZM88 54V53H87ZM174 54V53H173ZM179 54V55H178ZM224 54V51H223V53H222V55ZM83 56V57H84ZM231 56V55H230ZM94 57V56H93ZM97 57V56H96ZM122 57V56H121ZM8 58V57H7ZM82 58V57H81ZM113 58V57H112ZM9 59V58H8ZM83 59V60H84ZM112 60V59H111ZM124 60V59H123ZM126 60V59H125ZM205 61V66H203V68H199V70H198V63L200 62V61ZM218 60V59H217ZM218 60V61H219ZM264 59H262V62L264 63V61H263ZM8 61V60H7ZM11 61H13V62H11ZM95 61V60H94ZM167 61V60H166ZM217 61V62H218ZM260 61H261V57H260ZM4 62H6V60L4 61ZM125 62V61H124ZM214 62V61H213ZM106 63V62H105ZM104 63V64H105ZM109 63H110V60H109ZM126 63V62H125ZM137 63V62H136ZM40 64V63H39ZM124 64V63H123ZM49 65V66H50ZM106 65V64H105ZM204 65V64H203ZM4 66V65H3ZM55 66V65H54ZM58 66L59 65H57V67L56 68H58ZM60 66H61V64H60ZM59 66V67H60ZM200 66V65H199ZM263 66V65H262ZM78 67V74H76V73H74V75L72 74V71H73V69H75V68H77ZM261 67V66H260ZM7 69H8V71H7ZM3 70V71H4ZM18 70V71H17ZM49 70V69H48ZM60 70V69H59ZM58 70V71H59ZM72 70V71H71ZM76 70V69H75ZM259 70H260V68H259ZM2 73H5V72H3L2 70H0ZM65 72H66V69L64 70ZM52 72V71H51ZM60 72V71H59ZM69 72V71H68ZM7 73V74H8ZM11 73V72H10ZM23 73V74H24ZM61 73V72H60ZM263 73V72H262ZM21 74V73H20ZM50 74V75H49ZM261 74V73H260ZM3 75H5V74H2V76ZM9 75V74H8ZM1 76V77H2ZM52 76V75H51ZM50 76V77H51ZM155 76V75H154ZM1 77H0V79H1ZM3 77H5V76H3ZM11 77V78H10ZM60 77H63V76H60ZM66 78V77H65ZM141 77H139V79H140ZM260 78V77H259ZM23 79V78H22ZM51 79V78H50ZM67 79V78H66ZM2 80V79H1ZM21 80V79H20ZM23 80V81H24ZM26 80V81H27ZM47 80V79H46ZM55 80V79H54ZM58 80V79H57ZM62 80H63V78H62ZM229 80V81H230ZM262 80V79H261ZM44 81V83H42ZM141 81V80H140ZM147 81V80H146ZM152 81H154V79L152 80ZM152 81H150V82H152ZM155 81L153 82V83H155ZM62 82V81H61ZM127 82V81H126ZM227 82V81H226ZM239 82H237V83H239ZM43 85H42V84ZM59 83V82H58ZM63 83H64V81H63ZM66 83V82H65ZM188 83V84H187ZM57 84V83H56ZM67 84V83H66ZM70 84H72V83H70ZM115 84V83H114ZM147 84V83H146ZM39 85L41 86L42 85V88L45 86V88H43V89H45V91H47L46 93H43V89H42V91H41V93H36V89L39 87ZM61 85V84H60ZM74 85V86H75ZM105 85V84H104ZM107 85V84H106ZM183 85V84H182ZM28 86V87H27ZM98 86H100V85H98ZM102 86V85H101ZM124 86V85H123ZM152 86H156V85H152ZM166 86V85H165ZM219 86V87H218ZM257 86V87H258ZM27 87V88H26ZM35 87V88H34ZM50 87H52V85L50 86ZM63 87H64V85H63ZM69 87V86H68ZM71 87V86H70ZM84 87V86H83ZM85 87H88V88H90L89 86H85ZM84 87V88H85ZM93 87V86H92ZM106 87V86H105ZM138 87V86H137ZM148 87H150V85L148 86ZM181 87H183V86H181ZM222 87V86H221ZM32 88H34V89H32ZM72 88V87H71ZM77 88V87H76ZM83 88V89H84ZM107 88H109V87H107ZM106 88V89H107ZM169 88V89H170ZM58 89H60V88H57L56 90V92H58V91H61V90H58ZM65 89V88H64ZM70 89V88H69ZM68 89V90H69ZM73 89H74V87H73ZM112 89V88H111ZM165 89H166V87H165ZM164 89V90H165ZM181 89V88H180ZM2 90H4V89H2ZM38 90V89H37ZM40 90H41V88H40ZM55 90V89H54ZM103 91H104V89H102ZM166 90H168V88L166 89ZM184 90V91H185ZM258 90V89H257ZM256 90V91H257ZM44 91V92H45ZM110 92H111V90H109ZM117 91V90H116ZM172 91V90H171ZM182 91H183V88H182ZM260 91V90H259ZM8 92V93H7ZM40 92V91H39ZM160 91L158 90V93H159ZM180 92V91H179ZM0 93H1V91H0ZM43 93V94H42ZM54 93H55V91H54ZM94 93H96V92H94ZM99 93V92H98ZM103 93V92H102ZM118 93V92H117ZM161 93V92H160ZM174 93V92H173ZM175 93H177V92H175ZM61 94V93H60ZM59 94V95H60ZM105 94H107V93H105V91H104V96H105ZM110 94V93H109ZM180 94V93H179ZM48 95V94H47ZM51 95H53V94H51ZM50 95V93H49V96H51ZM56 95V94H55ZM97 95V94H96ZM170 95H171V93H170ZM174 95H176V94H172L171 95V97H174ZM245 94H243V96H244ZM2 96V95H1ZM99 96H100V94H99ZM111 96V95H110ZM158 96H159V94H158ZM234 96V95H233ZM238 96H239V94H238ZM246 96V95H245ZM259 96V95H258ZM48 97V96H47ZM163 97V96H162ZM179 96L177 95V98H178ZM206 97V98H205ZM251 97V96H250ZM49 98V97H48ZM50 98H53L52 96L50 97ZM57 98V97H56ZM101 98H102V95H101ZM107 98V97H106ZM204 98H205V100H204ZM234 98H235V96H234ZM240 98V97H239ZM242 98V97H241ZM240 98V99H241ZM1 99H2V97H1ZM0 99V100H1ZM100 99V98H99ZM104 99V98H103ZM237 99V98H236ZM252 99V98H251ZM13 100H15V99H13ZM17 100V99H16ZM27 100V99H26ZM42 100V101H41ZM45 100H47V98L46 97H44V101ZM52 100H54V99H52ZM180 100V99H179ZM233 100H235V99H233ZM242 100V99H241ZM6 101V100H5ZM17 101V102H18ZM44 101H43V103H44ZM49 101H51V100H49L48 99V102ZM102 101V100H101ZM105 101H106V99H105ZM122 101H123V99H122ZM238 101V100H237ZM14 102H16V101H14ZM13 102V103H14ZM46 102V101H45ZM48 102H46V104H45V106H47L48 105ZM53 103H54V101H52ZM67 102V101H66ZM64 103V102H60V104H59V102L57 103L58 104V106H59V108L60 107H62V109H64L63 110V112H62V115L60 116L61 117V119H62V121H64L63 123H65V125H66V123L67 122H71L70 124H71V126H67L68 128H70L71 129V127H72V125H74L73 126V129L72 130H74V127L75 126H77L76 125V123L74 122V121H76V119H78V121H79V118H75V115H74V112H67V111H65V109L67 110V109H69L70 107H68L69 106V104H71V103H69V104H67V103ZM120 102V101H119ZM204 102V103H203ZM217 102H219V101H217ZM234 103H235V101H233ZM12 103V104H13ZM19 103V102H18ZM42 103V105H43V107H42V105H39L40 106V108L42 107V109L43 110H48V108L51 106V102L49 103L50 104V106L49 107H45V108H47V109H45L44 108V104ZM160 103V102H159ZM167 103V102H166ZM215 103H216V101H215ZM255 103V102H254ZM106 104V103H105ZM109 104V103H108ZM119 104V103H118ZM222 104V103H221ZM220 104V105H221ZM54 104H52V106H53ZM104 105V104H103ZM121 105V104H120ZM249 105V104H248ZM251 105V104H250ZM38 106V107H39ZM57 105H54V108L55 107H58ZM109 106H110V104H109ZM113 106H114V104H113ZM123 106V105H122ZM157 106V105H156ZM106 107H107V105H106ZM220 107V106H219ZM39 108V109H40ZM53 109V107H50L49 108V110L50 109ZM80 108V107H79ZM83 108V107H82ZM108 108V107H107ZM110 108V107H109ZM204 108H206V107H204ZM222 108V107H221ZM249 108H250V106H249ZM61 109V110H62ZM71 109V108H70ZM69 109V110H70ZM113 110H115L114 108H112ZM253 109H254V107H253ZM81 110V109H80ZM119 110V109H118ZM117 110V111H118ZM202 110V111H201ZM74 111H75V109H74ZM116 111V110H115ZM116 111V112H117ZM253 111V110H252ZM61 112V111H60ZM82 112V111H81ZM168 112H169V110H167L166 108L162 111V114H160L159 115V117L160 116H162V117H164L165 118V116H166V114H168ZM171 112V111H170ZM209 112H211V111H209ZM208 112V113H209ZM228 112V111H227ZM87 113V112H86ZM111 113V112H110ZM118 113V112H117ZM129 113V112H128ZM240 113V112H239ZM251 113V112H250ZM61 114V113H60ZM82 114V113H81ZM83 114H84V112H83ZM122 114L123 113H121V115H120V112H119V117H121L122 116ZM144 114V113H143ZM230 114L232 115V112H230ZM17 115H19V114H17ZM21 115H23V114H21ZM49 115V114H48ZM51 115V114H50ZM58 115V114H57ZM77 116H78V114H76ZM115 115V114H114ZM117 115V114H116ZM142 115V114H141ZM156 115V114H155ZM218 115V114H217ZM20 116V115H19ZM55 116V115H54ZM53 116V117H54ZM87 116V115H86ZM91 116V115H90ZM225 117H226V113H225V115H224ZM56 117V116H55ZM58 117V116H57ZM105 117V116H104ZM109 117V116H108ZM123 117V116H122ZM144 117V116H143ZM145 117H148V116H145ZM166 117V118H167ZM214 117V116H213ZM225 117H224V119H225ZM13 118H14V121H15V123H16V120H17V116L16 117H14V115H13ZM13 118H11L12 120H13ZM22 118H24V119H26V117H24V116H22ZM52 118V117H51ZM86 118H88V117H86ZM111 118H112V116H111ZM124 118H126V116L124 117ZM133 118V117H132ZM161 118V117H160ZM215 118V117H214ZM218 118H220V121L222 120L221 118H223V117H219L218 116ZM9 120V121H12V120ZM21 119V117H19V120ZM28 117H27V121H24L25 123L27 122H31V119H29V121H28ZM58 119V118H57ZM81 119V118H80ZM105 119V118H104ZM152 119V118H151ZM168 119H166V120H168ZM223 119V120H224ZM52 120V119H51ZM60 120V119H59ZM114 120V119H113ZM127 120V119H126ZM161 120V119H160ZM164 121H165V123H166V120L165 119H163ZM225 120H227V118L225 119ZM225 120H224V122H225ZM21 121V120H20ZM23 121H21V122H23ZM148 121V120H147ZM163 121V122H164ZM169 121V120H168ZM167 121V126L168 125H170L169 124V122ZM218 121V120H217ZM20 122V123H21ZM72 122L73 123H75V124H72ZM141 122H143V121H141ZM153 122V121H152ZM14 123V124H15ZM17 123H18V121H17ZM16 123V125H18ZM27 123H26V125H27ZM32 123V122H31ZM78 123V122H77ZM130 122H128L127 124H124V128L123 129H125V128H127V129H129L130 131H132V132H138V131H142V129H143V125H139L140 123H134V124H129ZM161 123H162V121H161ZM181 123H182V127H180L181 126ZM22 124V123H21ZM148 124V123H147ZM214 124V123H213ZM262 124V123H261ZM29 125H30V123H29ZM28 125V126H29ZM62 125V124H61ZM64 125V126H65ZM81 125V124H80ZM251 125V126H250ZM166 126V127H167ZM184 126V127H183ZM81 127H82V125H81ZM80 127V128H81ZM95 127V126H94ZM93 127V128H94ZM214 127V128H213ZM65 128L66 127H64V130H65ZM78 127H76L75 128V130H79V129H77ZM168 128V127H167ZM167 128H165L164 127V130L165 129H167ZM188 128V127H187ZM186 128V129H187ZM261 128V129H260ZM92 129V128H91ZM162 129V128H161ZM168 130V129H167ZM201 130H204V128L202 129L201 128ZM129 131V132H130ZM166 132V131H165ZM179 132H181V131H178L177 133L179 134H176V136H177V138H178V140L177 141H174V140H176V139H174L175 137H172V139H174V140H172V141H174V142H178V141H180V134H182V133H179ZM195 132H197V130L195 131ZM202 132V133H201ZM205 131H198V134L200 135V134H206V133H204ZM133 133V134H134ZM135 133V134H136ZM160 133V132H159ZM194 133V132H193ZM132 134V135H133ZM169 134H171V132L169 131ZM187 134H188V132H187ZM221 134L223 135V136H221ZM183 135V134H182ZM193 135H195V134H193ZM192 135V136H193ZM168 136V135H167ZM166 136V137H167ZM173 136V135H172ZM202 136V135H201ZM201 136H199V139H200V137ZM206 136V135H205ZM204 136V137H205ZM171 137V136H170ZM170 137H167V138H170ZM165 138V137H164ZM194 138V137H193ZM193 138L191 139L192 140V142L191 141H189L190 139H188V141L189 142H191V143H193ZM203 138V137H202ZM201 138V139H202ZM82 140V139H81ZM165 140V139H164ZM171 140H170V142H171ZM186 140H187V137H186ZM194 140H196V139H194ZM217 140V141H216ZM79 141H80V139H79ZM83 141V140H82ZM81 141V142H82ZM185 141V140H184ZM199 141H201V140H199ZM208 141H209V143H210V139H209V137H208ZM164 142H166V143H168L167 141H164ZM182 142V141H181ZM256 142V143H255ZM166 143H164V144H166ZM179 143V142H178ZM191 143H189V144H191ZM206 143V142H205ZM182 144V143H181ZM186 144V143H185ZM202 144V143H201ZM260 144V143H259ZM263 144V143H262ZM88 144H86V146H87ZM171 145H173V144H171ZM178 145V144H177ZM177 145L175 146V147H177ZM188 145V144H187ZM191 145H193V144H191ZM207 145V144H206ZM89 146H90V144H89ZM89 146H87V147H85L84 149H88L89 150V152H93V148H90V149H92V150H90L89 149ZM184 146V145H183ZM91 147V146H90ZM169 147H171L170 145H169ZM169 147L167 148L168 149V152H169ZM182 146H180V148H181ZM190 148L192 147V146H189ZM188 147V148H189ZM207 147V146H206ZM212 147V146H211ZM217 147V146H216ZM263 148H264V146H262ZM183 148V147H182ZM185 149L187 148L186 146L184 147ZM183 148V149H184ZM190 148L189 149H187V150H183V155H184V152H186L187 154L186 155H188L189 154V151H190ZM263 148H262V150H263ZM192 149V148H191ZM203 149V148H202ZM200 151H201V149H199ZM216 150V149H215ZM85 151V150H84ZM165 151H167L166 149H165ZM176 151H177V149H176ZM211 151V150H210ZM216 151H218V150H216ZM163 152V151H162ZM168 152H167V154H168ZM171 152V151H170ZM174 152V151H173ZM182 152V151H181ZM226 152H229L228 154H226ZM257 152V151H256ZM258 152L259 153H263L264 152V150L263 151H261V149H259L258 150ZM95 153V152H94ZM93 153V154H94ZM163 153H165V152H163ZM163 153L162 154H158V157H159V155H163ZM177 153V152H176ZM203 153V152H202ZM90 154V153H89ZM174 154V153H173ZM178 154V153H177ZM191 154V153H190ZM216 154H217V152H216ZM119 155V154H118ZM181 155H182V153H181ZM181 155H179V156H181ZM186 155H184L185 156V158H187L186 157ZM202 155V154H201ZM218 155V154H217ZM90 156V155H89ZM93 156V155H92ZM101 156V155H100ZM100 156H99V158H100ZM116 156V155H115ZM164 156V155H163ZM175 156V155H174ZM174 156H170V157H173V159H175L174 158ZM178 156V157H179ZM261 156V155H260ZM114 157V156H113ZM123 157V156H122ZM121 157V158H122ZM183 157V156H182ZM210 158L212 157L211 155L209 156ZM218 157H219V155H218ZM223 157V158H224ZM230 157V158H229ZM233 157V158H234ZM240 157V156H239ZM94 158V157H93ZM98 158V159H99ZM103 158V157H102ZM102 158H100V160L102 159ZM144 158V157H143ZM184 158V157H183ZM236 158V157H235ZM117 159V158H116ZM150 159V158H149ZM152 159H154V158H152ZM165 159V158H164ZM178 159V158H177ZM112 160V159H111ZM114 160V159H113ZM121 160H123V159H121ZM127 160V159H126ZM167 160V159H166ZM176 160V159H175ZM181 159H179L178 161H180ZM193 160H194V158H193ZM218 161H219V159H217ZM88 161V160H87ZM114 161H116L115 162V166L117 167V169L115 168V167H113L112 165H110V163L109 162H107V160H106V162L104 161V162H102V164L103 165H105L108 169H111L112 171L115 169L116 170V174H117V176H118V178H120V180H124V183L125 184H127V185H132V184H130V183H133L135 180H136V178L134 179V177H136L135 176V174L137 175V177L138 178H140V176L141 175H143V167L142 166H144V165H139L142 169V171H140V167H138V169H139V171H138V169L137 170H135V171H138V173H140L141 174V172H142V174L140 175V174H138L137 172H135L134 170H132V167L130 166L129 167V163L127 164V163H124V162H122V161H117V160H114ZM154 161V160H153ZM152 161V162H153ZM165 161V160H164ZM170 161H172V159H170L169 161H166V162H170ZM174 161V160H173ZM172 161V162H173ZM177 161V160H176ZM223 161V160H222ZM97 162V161H96ZM101 162V161H100ZM128 162V161H127ZM131 162V161H130ZM135 164L137 163V161H133ZM200 162L201 161H199V164H200ZM258 162V163H257ZM139 164H141L142 162H138ZM161 163V162H160ZM212 163V162H211ZM222 163V162H221ZM224 163V162H223ZM134 164V165H135ZM144 164H146L145 162H144ZM148 164H150V163H148ZM166 164V163H165ZM171 164V163H170ZM174 164V163H173ZM128 165V166H127ZM158 165V164H157ZM175 165V164H174ZM261 165H263V166H261ZM86 166V165H85ZM165 166V165H164ZM169 166V165H168ZM172 166V165H171ZM135 167V166H134ZM175 167V166H174ZM190 167V166H189ZM87 168H89L88 166L85 168V169H87ZM105 168V167H104ZM114 168V169H113ZM144 168H145V166H144ZM162 168L164 169V167L162 166ZM194 168V167H193ZM91 169H93V168H91ZM91 169H90V171H91ZM196 169V168H195ZM194 169V170H195ZM229 169V168H228ZM261 169V168H260ZM88 170V169H87ZM114 170V171H115ZM145 170H146V168H145ZM170 170V169H169ZM192 170V169H191ZM262 170V169H261ZM165 173H167V170L165 169ZM92 172H93V170H92ZM117 172H122L123 173V175H121L120 173H117ZM169 173H170V171H169ZM85 174V173H84ZM181 174H182V172H181ZM186 175V174H185ZM256 175H257V177H258V183L257 184H255L254 186V188L252 187V186H250V187H252L253 188V190H250V193L251 192H253L254 193V195L253 194H251L252 196H256L257 195V193H258V195H261L262 193H264V168H263V170L262 171H259L258 172V174L256 173ZM146 176V175H145ZM234 176H235V174H234ZM114 177H115V175H114ZM187 177V176H186ZM233 177V176H232ZM178 178V177H177ZM176 178V179H177ZM134 179V181L132 182V180ZM146 179V178H145ZM179 179V178H178ZM186 179V178H185ZM230 179V178H229ZM131 180V181H130ZM188 180V179H187ZM231 180H233V179H231ZM235 180V179H234ZM129 181V182H128ZM221 181V180H220ZM121 182H123V181H121ZM128 182V183H127ZM178 182V181H177ZM224 182V181H223ZM232 182V181H231ZM135 183V182H134ZM235 183V182H234ZM123 184V183H122ZM121 184V185H122ZM225 184H226V182H225ZM120 185V186H121ZM135 185V184H134ZM221 185V184H220ZM232 184L230 183V184H226L224 187V189L223 190H229L230 189V191H232L233 189H234V185L233 186H231ZM118 186H119V184H118ZM136 187V186H135ZM237 187V186H236ZM246 187V186H245ZM249 187V188H250ZM125 188V187H124ZM149 188V187H148ZM188 188V187H187ZM219 188V187H218ZM233 188V189H232ZM241 188H242V186H241ZM247 188V187H246ZM120 189H122V188H120ZM129 189V188H128ZM221 189V188H220ZM126 190V189H125ZM132 190V189H131ZM136 190V189H135ZM183 190V189H182ZM223 190H222V193H223ZM243 190H245V188L243 189ZM112 190H110L109 192H111ZM184 191H186V190H184ZM213 191V190H212ZM211 191V193H213ZM230 191H228L229 193H230ZM36 192V191H35ZM109 192H108V195L110 196V194H109ZM127 192V191H126ZM133 192V191H132ZM195 192V191H194ZM216 192H218V191H216ZM227 192V191H226ZM246 192H247V190H246ZM33 193V192H32ZM37 193V192H36ZM131 193V192H130ZM134 193V192H133ZM234 193V192H233ZM245 193V192H244ZM249 193V194H250ZM26 194V193H25ZM25 194H18V195H20V199H29V195L30 194H28V197H26L25 196ZM188 194V193H187ZM228 194V193H227ZM18 195H16V197L18 196ZM23 195V197H21ZM106 195V194H105ZM108 195L106 196V197H108ZM123 195V194H122ZM125 195H127V194H125ZM194 195V194H193ZM226 194L224 193V197H226L225 196ZM228 195H230V194H228ZM240 195V194H239ZM263 195V194H262ZM1 196V195H0ZM37 196V195H36ZM36 196H32V197H34V198H36ZM112 197H113V195H111ZM124 196V195H123ZM128 196V195H127ZM148 196V195H147ZM196 196V195H195ZM237 196V195H236ZM250 195H248V198L247 199H249L250 197H249ZM15 197V198H16ZM19 197V196H18ZM17 197V199L18 200H20L19 198ZM151 197V196H150ZM188 197H189V194H188ZM228 197V196H227ZM226 197V198H227ZM13 198V197H12ZM15 198H13V199H15ZM43 198V197H42ZM103 198V197H102ZM230 199H233L232 197H229ZM261 198V197H260ZM259 198V199H260ZM17 199L15 200V201H17ZM24 199V200H25ZM33 200L34 201V199L33 198H31L30 197V199L29 200ZM39 199H40V197H39ZM97 199V198H96ZM95 199V200H96ZM137 199V198H136ZM135 199V200H136ZM143 199V198H142ZM144 199H145V197H144ZM234 199H236L235 197H234ZM241 199V198H240ZM243 199V198H242ZM247 199H245V201H247ZM256 199H258L257 197H256ZM37 200V198L35 199V201ZM41 200H43V199H41ZM98 200V199H97ZM110 200V199H109ZM140 200V199H139ZM147 200V199H146ZM149 200V199H148ZM237 200V199H236ZM236 200H235V202H236ZM1 201V200H0ZM13 201V200H12ZM33 201H31V204H30V202L29 201H27V202H29V204L30 205H32L33 203ZM34 201V202H35ZM39 201V200H38ZM38 201H37V203H38ZM49 201V200H48ZM93 201V200H92ZM106 201V199L104 200V201H102V202H105ZM136 201H138V200H136ZM225 201V200H224ZM260 201V200H259ZM262 201V200H261ZM260 201V202H261ZM18 203H19V201H17ZM50 202V201H49ZM48 202V203H49ZM97 202V201H96ZM100 202V201H99ZM107 202V201H106ZM104 203L103 205H102V203H101V205L99 204V203H97V205L98 206H96V207H100L99 209L102 211H100V215L102 216V214L104 213V207H108V206H111V205H108L109 204V202L111 203V201H109V202H107V203ZM140 202H142V201H140ZM229 202H231V201H229ZM229 202H227V203H229ZM234 202V203H235ZM242 202H244V200L242 201ZM255 202H257V201H255V199L254 200H251V201H247V202H245L244 204L242 203L241 205H240V207H242V209H240V210H238L237 211V214H235V217L237 218V219H242L243 220V222H247V223H250V226L253 228V231L251 230V236H255V238H256V244H257V242L259 243V249L257 248V250H249L247 247H242V246H240V248H238L237 247V249H236V251H230V250H225V251H223V250H221L222 252H219L220 250L218 249L217 251H216V253H215V255H213L214 253H212L211 251L210 252H208L209 253V255L211 256V257H216V259L215 260H217L218 259V256H221L223 259L222 260H226V258H236V260L238 259H243L242 261L243 262H249V260L248 259H250V262L252 263V264H254V263H256V261H259V260H262L263 262H262V264H264V242H263V240H260V233H262V232H258V231H260L261 230V228H258L257 229V223L258 222H255V221H253L251 218L253 217V215L251 214H249L250 212H247V210H249L248 208H250V207H252V206H254V203ZM1 203H2V201H1ZM7 203V202H6ZM5 203V204H6ZM18 203H16V204H18ZM36 202H35V206H37V207H39V203L37 204ZM63 203V202H62ZM139 203V202H138ZM225 203V202H224ZM232 203V202H231ZM240 203V202H239ZM239 203L237 204V206H238V208H239ZM4 204V203H3ZM9 204H11V202H9ZM19 204H23V207L25 208V206L24 205H26V204H24V203H19ZM42 205L44 204L43 203V201H42V203H41ZM126 204V203H125ZM236 204H235V207H236ZM29 205V206H30ZM234 205V204H233ZM0 206H1V204H0ZM6 206V205H5ZM4 206V207H5ZM17 206V205H16ZM21 207H22V205H20ZM27 206V205H26ZM33 206H34V204H33ZM49 206V205H48ZM102 206H104L103 207V210H102ZM119 206H121V205H119ZM10 207V205H8V208ZM11 207H12V204H11ZM10 207V208H11ZM18 207V206H17ZM21 207H19V209L21 208ZM28 207V206H27ZM27 207H26V209H27ZM95 207V208H96ZM106 207V208H107ZM115 207V206H114ZM113 207V208H114ZM30 208H33L32 206L30 207ZM29 208V209H30ZM41 206H40V208L38 209V211L39 210H41ZM46 208H47V206L45 207V211H46ZM94 208V207H93ZM95 208H94V210H95ZM105 208V209H106ZM112 208V207H111ZM112 208V209H113ZM116 208V207H115ZM120 208V207H119ZM232 208H234V207H232ZM5 209H7L6 207H5ZM23 209V208H22ZM48 209V208H47ZM77 209V208H76ZM80 209V208H79ZM96 209H98V208H96ZM99 209L98 210H96V211H98V212H96V215H94V216H97L98 217V213H99ZM107 209H109V208H107ZM118 209V208H117ZM121 209V208H120ZM258 209H260V208H258ZM257 209V210H258ZM12 210V209H11ZM13 210H15V209H13ZM50 210V209H49ZM65 210V209H64ZM63 210V211H64ZM23 211L24 210H22V212L21 211H19L20 213H22V214H25V212H26V214H28L29 212H27V211H25L24 213H23ZM31 211V210H30ZM42 211V210H41ZM44 211V214H42V213H38V214H42L41 216L39 215L38 217H43L42 219L43 220H45V218H47L49 215H50V217L55 221V224H54V227H53V229H52V231H50V233H51V235H56V236H58V238L60 237L59 236V234H61V232H65V231H67V230H71V229H67L66 227H69V226H65V224L64 223H62L61 222V220L59 221L58 219H57V217L59 218V216L61 217V215L62 214H60L59 216H57V215H55L54 214V216H52L53 214L51 213H49V211L47 210L46 212ZM51 211V210H50ZM66 212H63L64 214L65 213H68L67 212V210H65ZM78 211V210H77ZM109 211V210H108ZM108 211H106V212H108ZM175 211V210H174ZM178 211V210H177ZM235 210H233V212H234ZM247 212L246 214L245 213H243V212ZM259 211V210H258ZM258 211H256V212H258ZM1 212H2V210H1ZM19 212H16V213H18L19 214ZM40 212V211H39ZM119 212V211H118ZM123 212H126V211H124L123 210ZM260 212V211H259ZM2 213H4V212H2ZM10 214H12L11 212H9ZM46 213V214H45ZM91 213V212H90ZM102 213V214H101ZM216 213V212H215ZM225 212H223V214H224ZM235 213H236V211H235ZM252 213H253V211H252ZM9 214V215H10ZM14 214H15V212H14ZM26 214H25V216L24 217H26ZM57 214V213H56ZM75 214V213H74ZM89 214V213H88ZM108 214H110V213H108ZM113 213H111V215H112ZM222 214V213H221ZM220 214V215H221ZM231 214V213H230ZM233 214V213H232ZM231 214V215H232ZM259 214V213H258ZM4 215H5V213H4ZM20 215V214H19ZM18 215V216H19ZM33 215V214H32ZM31 215V216H32ZM46 215H48L47 217H46ZM76 215H78V214H76ZM104 215H105V213H104ZM110 215V216H111ZM117 215V214H116ZM119 215V214H118ZM234 215V214H233ZM232 215V216H233ZM247 215V216H246ZM3 216V215H2ZM6 216V215H5ZM14 216H16V215H14ZM23 216V215H22ZM29 216H30V213H29ZM34 216V215H33ZM32 216V217H33ZM57 216V217H56ZM64 216V215H63ZM66 216L67 217H69L67 214H66ZM71 216V215H70ZM85 216V215H84ZM90 217H92L93 215H89ZM100 216V218H102ZM107 216H109V215H107ZM107 216L105 217V218H107ZM114 216V215H113ZM213 216H215V214L213 215ZM252 216V217H251ZM262 216V215H261ZM7 217V216H6ZM17 217V216H16ZM76 218L78 217V216H75ZM96 217V218H97ZM216 217V216H215ZM221 217H223V215L221 216ZM225 217V216H224ZM235 217H233V218H235ZM30 219H31V217H29ZM40 218V219H41ZM51 218H49V219H51ZM62 218V217H61ZM74 217H72L71 219L72 220H74V222H73V227L75 226H82L83 224L85 225H92L93 224V222H95L96 220H94V221H90V222H85L84 220H78V218L75 220V219H73ZM81 218V217H80ZM83 218H87V216L86 217H83ZM82 218V219H83ZM99 218V217H98ZM219 218H220V216H219ZM228 218V217H227ZM227 218H223V219H225V221L227 220ZM261 218V217H260ZM11 219V218H10ZM24 219V218H23ZM22 219V220H23ZM26 219V218H25ZM27 219H28V216H27ZM29 219V220H30ZM34 219V218H33ZM39 219V220H40ZM48 219V218H47ZM51 219V220H52ZM60 219V218H59ZM63 219V218H62ZM88 219H89V217H88ZM87 219V220H88ZM92 219H94V218H91V220ZM208 219H210V218H208ZM212 219V218H211ZM214 219H216V218H214ZM28 220V221H29ZM35 222L37 223V218L35 217ZM43 220H42V222H40L39 221V223H38V225H39V227H42L43 225H44V222H43ZM106 220H108V218L106 219ZM113 220V219H112ZM206 220V219H205ZM217 220H222L221 218L220 219H217ZM229 220V219H228ZM24 221V220H23ZM31 221H32V219H31ZM100 221V220H99ZM102 222H103V220H101ZM234 221V220H233ZM26 222V221H25ZM24 222V223H25ZM47 222V221H46ZM98 222V221H97ZM101 222V223H102ZM206 222V221H205ZM221 222V221H220ZM222 222H223V220H222ZM231 222V221H230ZM254 222L256 223V226H254ZM22 223V222H21ZM72 223V222H71ZM100 223V224H101ZM105 223V222H104ZM116 223V222H115ZM172 223V222H171ZM20 224V223H19ZM30 224H32V223H30ZM98 224V223H97ZM103 224V223H102ZM170 224V223H169ZM173 224V223H172ZM35 225H37V224H35ZM67 225H68V223H67ZM83 225V226H84ZM247 225V224H246ZM249 225V224H248ZM264 225V224H263ZM71 226V225H70ZM82 226V227H83ZM94 226V225H93ZM249 226V227H250ZM20 228H25V227H27V224L25 223V224H22V225H20L19 226ZM37 227V226H36ZM79 227V228H80ZM92 227V226H91ZM90 226L88 227L87 226V228H91ZM173 227V226H172ZM260 227V226H259ZM251 228V229H252ZM39 229V228H38ZM248 229V228H247ZM260 229V230H259ZM29 230H31L30 228H29ZM41 230H42V228H41ZM40 230V231H41ZM73 230H74V228H73ZM179 230H180V228H179ZM249 230V229H248ZM37 231H39V230H37ZM36 231V229H35V232H34V234H35V238H38L37 236H38V232ZM72 231V230H71ZM87 231H88V229H87ZM44 232V231H43ZM69 232V231H68ZM249 233V232H248ZM32 234V233H31ZM41 234V233H40ZM70 234H73V233H70ZM134 234V233H133ZM136 234V233H135ZM50 235V234H49ZM129 235H131V234H129ZM173 235V234H172ZM188 235V234H187ZM190 235V234H189ZM31 236V235H30ZM62 236V235H61ZM132 236V235H131ZM184 236V235H183ZM63 237V236H62ZM72 237V236H71ZM70 237V238H71ZM125 237V236H124ZM134 237H135V235H134ZM133 236H132V238H134ZM182 237V236H181ZM184 237H186V236H184ZM192 237V236H191ZM190 237V238H191ZM54 238V237H53ZM123 238V237H122ZM121 238V239H122ZM128 238V237H127ZM175 238V237H174ZM205 238H206V236H205ZM57 239V238H56ZM63 239V238H62ZM187 239V238H186ZM61 240V239H60ZM74 240V239H73ZM177 239H175V241H176ZM180 240V239H179ZM125 241V240H124ZM127 241H128V239H127ZM187 241H189L188 239H187ZM192 241V240H191ZM247 241V240H246ZM249 241V240H248ZM9 243H10V240L8 241ZM64 242V241H63ZM69 242H70V240H69ZM178 242H180V241H178ZM195 242V241H194ZM196 242H197V240H196ZM254 242V241H253ZM7 243V242H6ZM125 243H126V241H125ZM124 243V244H125ZM130 243V242H129ZM185 243V242H184ZM204 243V242H203ZM206 243H207V241H206ZM205 243V244H206ZM209 243H210V241H209ZM209 243H207V244H209ZM4 244V243H3ZM11 244V243H10ZM64 244V243H63ZM179 244V243H178ZM202 244V243H201ZM201 244H199V242L197 243V249L198 250H201L202 251V245ZM251 244V246H253L252 245V243H250ZM69 245V244H68ZM121 245H123V244H121ZM177 245V244H176ZM194 245V244H193ZM193 245L192 244H189L188 246L189 247H193ZM201 245V246H200ZM218 245V244H217ZM248 246H250L249 244H247ZM255 245V244H254ZM3 246H5V244L3 245ZM179 246V245H178ZM187 246V245H186ZM205 245H203V247H204ZM208 246V245H207ZM214 246V245H213ZM212 246V247H213ZM222 246V245H221ZM221 246L219 247V248H221ZM245 246V245H244ZM5 247H7V249L6 250H4V252L3 251H0V260H4V263L6 262V263H10V262H13V261H15L16 259H18L19 260V263L20 264H80L79 262V260L77 259V256L75 255H73L72 257L74 258V259H72L71 257H70V259H68V260H66L65 261V259H63V261L64 262H61V260H59V258H57V257H52V256H50V255H46V253H42V252H40V253H38L37 251L38 250H36L35 252H27V249L25 248V247H23V245L21 246V239H16L15 240V242H13L12 241V244L11 245H6ZM127 247V246H126ZM206 247V246H205ZM209 247V246H208ZM234 247V246H233ZM255 247V246H254ZM256 247H258V246H256ZM2 248V247H1ZM213 248H215V247H213ZM212 248V249H213ZM218 248V247H217ZM216 248V249H217ZM251 248H253V247H251ZM4 249V248H3ZM11 249V250H10ZM30 249V248H29ZM189 249V248H188ZM196 249V250H197ZM210 249V248H209ZM226 249H227V247H226ZM230 249V248H229ZM233 249V248H232ZM0 250H2V249H0ZM10 250V251H9ZM234 250V249H233ZM6 251H9V253H6ZM82 251V250H81ZM6 253V255H4ZM143 253V252H142ZM156 253V252H155ZM68 254H70V253H68ZM75 254V253H74ZM77 254V253H76ZM145 255L147 254V253H144ZM262 254H263V257H262ZM60 255V254H59ZM72 254H70V256H71ZM243 255V256H242ZM57 256H58V254H57ZM80 257V256H79ZM145 257V256H144ZM154 257V256H153ZM77 260H76V259ZM151 258V257H150ZM246 258H248L246 261H245V259ZM158 259V258H157ZM213 259V258H212ZM3 260H2V262H3ZM77 261H79V262H77ZM77 262V263H76ZM107 262H109V261H107ZM134 262V261H133ZM237 262V261H236ZM241 262V261H240ZM254 262V263H253ZM18 263V264H19ZM251 263H247V264H251ZM81 264H83L82 263V261H81ZM107 264H109V263H107ZM245 264V263H244Z\"/></svg>",
	"mask_w": 264,
	"mask_h": 264
}]
</instances>
